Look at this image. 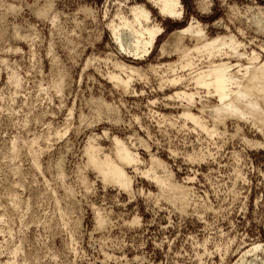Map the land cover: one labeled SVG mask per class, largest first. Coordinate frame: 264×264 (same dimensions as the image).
Returning a JSON list of instances; mask_svg holds the SVG:
<instances>
[{
    "label": "rangeland",
    "instance_id": "rangeland-1",
    "mask_svg": "<svg viewBox=\"0 0 264 264\" xmlns=\"http://www.w3.org/2000/svg\"><path fill=\"white\" fill-rule=\"evenodd\" d=\"M172 1L0 0V264H264V121L215 126L205 89L188 105L165 82L184 74L195 90L189 69H166L180 61L175 40L194 45L174 34L190 22L206 39L235 35L244 55L223 61L263 62L264 0ZM135 5L157 30L138 57L111 30ZM116 63L143 73L114 85ZM182 107L217 129L186 121ZM114 136L139 157L125 167L128 191L88 164L90 143L115 158ZM154 159L180 192L145 173Z\"/></svg>",
    "mask_w": 264,
    "mask_h": 264
},
{
    "label": "bare ground",
    "instance_id": "bare-ground-1",
    "mask_svg": "<svg viewBox=\"0 0 264 264\" xmlns=\"http://www.w3.org/2000/svg\"><path fill=\"white\" fill-rule=\"evenodd\" d=\"M163 1L174 3L172 0H163ZM135 6H137V5H135ZM163 8H165L171 12V7L164 6ZM131 12L133 14V20L122 19L119 23L111 25L112 26L111 30H112V34H113L114 38L117 40V43L119 44V46L122 49H124L123 48L124 45L122 44L121 38H123V36H126L129 39V41H127L129 43L126 45L127 51L125 49L124 50L126 51V53H130L131 55H135L138 57L139 55L140 56L144 55L145 52H147L148 46L152 45V42H153L154 37L157 33V30H156V28H154V26L148 25L147 18H148L149 12L143 6L140 5L137 7H133V8H131ZM120 18H122V17H120ZM142 21L146 22V23L141 24L139 27H137L136 22H142ZM190 23H189V25H187L181 29H178L174 34H176L178 36L177 39L178 38H182V39L186 38V35H185V37L184 36L181 37L182 35H180V34H184V33L189 34L191 37L195 38L194 40L196 43L194 42V45H192V47L189 48L190 45L189 46H183L182 42L177 43V41L179 39L175 40L176 42L172 41L175 43V47H176L175 50L177 49L178 50L177 52H179V54H180V57L178 56L180 58V61H179V63L177 62L178 64L172 63V62H171L172 64L167 63L166 69H168V71L169 70L174 71L175 68L178 66H180L181 68L189 69L190 71L188 72V77H190V81L193 83V86L192 85L191 86L195 90L193 92L189 91V90H187L188 86L187 87L184 86L185 78L182 77L184 74L182 76H173L172 78H169V79L163 77L166 79L165 82H167V83L169 82V84H171V86L175 87V86L180 85V86H178L179 88L177 90L172 92V94H170V95L166 94L167 97L169 96L168 97L169 99L172 97V98H175L176 100H181V101L184 100V101H186V103L188 105H195L196 104V98H197L198 93H199V91L197 89L203 88L206 90L205 92L207 93V98H208L204 104H206L205 106L209 107V108L208 107L207 108L209 110L211 118L213 117L215 121L216 120L219 121V122H217V124L220 123L224 118H227V116H236V118H238V117L239 118H243V117L245 118L246 116H248V117L253 118L252 120H255V122L257 121L258 124H260V122L262 123L264 121V61L261 62L260 60H258V56H260V55L257 54L258 55L257 56V55L253 54L252 56H250L248 61H245V63L248 62V64H246V65L240 63L238 60L236 62H230V60L229 61L228 60L223 61V59L221 58L222 54L228 55L227 57L231 56L230 54H232V55L234 54L233 57L237 56V57H239L240 60H241V57L244 55L242 52H239L237 49L238 42L236 41L235 38L232 37L235 35H232L229 37L216 36L213 38L206 39L203 37L202 33L200 32L201 28H198L199 25L195 27V26H193L195 24H192V23L190 24ZM172 33H171V35H172ZM145 34H147L148 36L145 37L144 36ZM230 34H232V32ZM171 35H170V37H171ZM218 35H220V34H218ZM173 38L175 39L176 37H173ZM171 40H172V38H171ZM189 40H190V38H189ZM164 42H166V40ZM174 43L172 45H174ZM240 43H243V42H240ZM172 45L170 44L171 47L169 46V48H172ZM161 46H162V44H161ZM163 46H165V45H163ZM226 49H228V51H226ZM225 51L228 52V54ZM229 52H230V54H229ZM250 52L252 53V51H250ZM161 53L163 54L164 51ZM166 53L167 52H165V54ZM254 53L256 54V52H254ZM175 54H178V53H175ZM167 55H168V53H167ZM201 56H204L206 58L207 64H205L206 66L204 68H195L196 62H194V59L195 58L198 59V57H201ZM219 56H220V58H217ZM202 61H203V59H202ZM204 61H205V59H204ZM201 63H199V64L201 65ZM116 65H117V68L119 67L120 70H123V71L129 70L130 75L126 76L124 74V76L126 78H122L119 74H121V73L123 74V71H120L121 73H119V74H116V72L111 73L109 77L114 82L113 83L114 85L119 84V85L124 86L125 88H128L127 86L129 85V81L134 74L139 75L142 72V71L138 70L139 68H135V67L133 68V66L128 67V65L126 66L125 63L124 64L123 63H116ZM150 68H148V69L150 70ZM160 69H162V68H160ZM164 69H165V67H164ZM164 69H163V71H164ZM177 71H179V70H177ZM154 72L155 71H153V73ZM12 76H15V75H12ZM138 77H140V76H138ZM161 77L162 76H160V78ZM145 78H146V76H145ZM11 79L12 78H10V80ZM188 79H186L187 82H188ZM161 81H163L162 78H161ZM161 81H159V82H161ZM190 81L188 83H190ZM169 84H167V85H169ZM159 85H161V83H159ZM162 87H165V84L163 86H161V88ZM181 87H183V88H181ZM158 88L161 89L160 87H158ZM201 94L203 95V93H201ZM204 95H206V94H204ZM211 97H216L217 103H215V104L212 103L211 105L207 104V102H209V98H211ZM201 98H202V96H201ZM172 102H174V101H172ZM207 108H205V109H207ZM183 109H184V111L181 113H182V117H184L186 119V121L190 120L191 123L194 122L195 123V124L193 123L194 125H196L197 127H200V129H202V130H206V132L207 131L212 132L216 128L214 126H212V128H209L208 127L209 124L207 125L206 123H204V121L202 120V116L195 114L194 111L193 112L190 111L189 109H191V108L186 109V110H185V108H183ZM199 112H201V111H199ZM210 115H208V116L210 117ZM179 116H181V115H179ZM213 118H212V120H213ZM215 121L213 124H215V126H216L217 124ZM206 122H207V120H206ZM208 133H210V132H208ZM113 141H114L113 147H114L115 158L110 156L109 154H101L100 153V151H101L100 146L90 143L88 145V148L86 151L87 157H88L87 159L89 162L88 164H90L92 166V168L95 169L97 171V173H99V175L102 176V178L104 180L115 182V183L119 184L121 187H123L125 190L128 191L130 189L131 179L126 172L125 167L129 166V165H131V166L137 165V163L139 162V157L121 139L114 136ZM151 162H154V164L151 163L152 165H151L150 169H147L145 171V173L147 175H149V174L152 175V176L151 175H149V176L154 178L156 183L159 184L157 186L160 187V190H163V192H164V190L165 191L171 190L169 192H172V193L175 191H179L177 189H179L181 187L180 185L171 183L170 180L166 176H165L166 178L165 177L163 178V177L155 174V170H154L153 165L160 164V163L157 162V160H155V159ZM137 168H138V166L134 167L133 169L136 171ZM184 188H186V187H184ZM180 201H182L181 198H180ZM99 220H100V218H99ZM100 223H101V221H100Z\"/></svg>",
    "mask_w": 264,
    "mask_h": 264
}]
</instances>
